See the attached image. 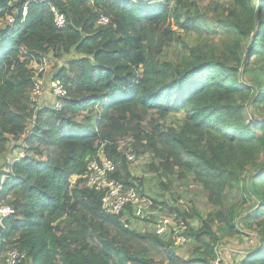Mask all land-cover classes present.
Returning <instances> with one entry per match:
<instances>
[{"label":"trees","instance_id":"16d2710c","mask_svg":"<svg viewBox=\"0 0 264 264\" xmlns=\"http://www.w3.org/2000/svg\"><path fill=\"white\" fill-rule=\"evenodd\" d=\"M220 6L211 16L194 0H53L31 4L22 21L21 1L0 0V154L12 139L27 144L26 158L7 166L0 186V204L15 196L7 200L15 214L0 223V264L13 248L27 254L19 264H209L220 234L241 235L248 223L259 245L231 264H264V121L253 116L264 103V0ZM10 15L15 23L1 27ZM102 17L108 24H99ZM220 30L232 41L219 53L193 48L180 34ZM177 42L182 58L162 60ZM50 52L81 56L55 77L67 90L61 110L31 99V60ZM152 111L157 118H149ZM177 114L181 124L164 123ZM127 143L137 156L151 155V169L169 180L199 177L218 205L225 188L247 175L244 205L254 203L198 230L189 211L172 209L195 244L180 257L173 238L132 228L139 219L127 217L131 208L106 214L103 192L88 186L90 163L101 154L116 163L111 180L138 190Z\"/></svg>","mask_w":264,"mask_h":264},{"label":"rangeland","instance_id":"374dc122","mask_svg":"<svg viewBox=\"0 0 264 264\" xmlns=\"http://www.w3.org/2000/svg\"><path fill=\"white\" fill-rule=\"evenodd\" d=\"M161 1V0H158ZM197 8L201 12H208L211 16L215 15L216 12L214 8L217 5H221L222 8H228L233 3V0H194ZM176 3V2H175ZM175 5V4H174ZM5 26L4 23L1 24V27ZM217 33V34H214ZM183 39L191 45L193 48H198L200 45L211 48L212 51L219 53V50H224L223 45L225 42H231L232 38L228 34L221 33L220 31L211 32L209 34L204 33L200 35L198 32H190L188 34H183L180 31ZM184 53V47L179 42L171 44L169 48L164 51L162 60L169 62L179 61ZM46 57L45 70L40 74H37L35 71L36 81L44 85V95L38 100V107H54L55 99L49 93L50 83L53 78L58 76L64 70H68L70 67V62L81 58L80 55L75 52L58 57L54 52H50ZM90 111L87 110L85 113H81L76 121L81 122L83 116L88 114ZM253 116L260 122L264 121V103L261 104V107L255 112ZM158 115L156 112H150L149 118H157ZM183 115H171L167 117L164 123L168 125L177 126L179 123H182ZM20 138L17 141L13 139L8 143L6 150L0 154V186L3 185L6 177L3 176L7 172V166H9L15 160H21L26 158L25 147L26 141ZM128 141V140H127ZM124 154L132 152L135 157V162L129 163V172L131 173L132 182L135 184L138 189L133 190L137 195L141 196L146 200L148 205L152 206L155 214L156 222H158L161 217H167L169 215H177L172 209H178L181 212H187L192 215L189 219L190 228L200 229L203 227L204 222L210 219L216 220L217 214H223L225 218H229L231 215L235 214L241 208L244 210L252 206L254 201L249 199L245 204L244 191L242 186L248 179L247 175H244L241 183V186L235 185V183L230 184L224 190V198L222 204L218 205L213 201V196L209 189L204 187L200 178L194 175L193 173H188L185 180H179L173 178L169 180L161 175L162 171H153L151 169V164L154 162V159L151 155H139L137 156L132 150L131 143L122 145ZM263 168L254 170V172H261ZM75 178H72V181ZM14 194H10L7 197V200L13 199ZM7 200H3L1 205H10ZM12 206V205H11ZM232 213V214H229ZM180 221L183 223L186 229L187 226L184 224L183 220L179 217ZM252 222L254 227L257 221L255 219L249 220ZM179 223V226L182 225ZM155 223L147 222L143 220H132L131 227L141 231V232H154ZM213 230L216 232L217 227L216 223H211ZM250 223L246 225L244 233L246 235H231L227 232L220 234V243L216 248L217 259H223L226 264L240 262L243 259V256L247 254L250 250H254L258 247V241H256L257 233L249 228ZM195 248L193 238L188 236V242L184 245L175 243L176 254L183 258H188L189 255ZM215 259V260H217ZM213 261V260H212ZM210 261L209 263H211Z\"/></svg>","mask_w":264,"mask_h":264},{"label":"built area","instance_id":"2783aa9c","mask_svg":"<svg viewBox=\"0 0 264 264\" xmlns=\"http://www.w3.org/2000/svg\"><path fill=\"white\" fill-rule=\"evenodd\" d=\"M21 1L23 3L22 17L26 19L28 14V7L31 4H51L53 0H14V2ZM165 1V0H161ZM177 1V0H176ZM153 3V2H150ZM55 14V22L59 27H64L66 24L65 16L59 13L55 8L52 9ZM7 17V22L10 25L15 23V17L10 15ZM109 19L102 17L99 19V24L106 25L108 24ZM42 70V69H41ZM52 94L58 98H65L67 95V90L61 81H54L51 85ZM44 94V89L40 84H36L32 93L33 101H36ZM62 102L57 100L55 102L56 110L62 109ZM126 158L130 162H135V155L130 152L125 154ZM97 157L100 160L94 158L89 166V175H88V186L97 191L103 192L104 196L102 198V209L108 215L118 216L123 212L128 211L131 208L130 215L133 218H138L139 220H151L155 223L154 232L160 236L171 237L176 244L184 245L188 242L187 236H185L186 228L183 223L180 221L178 215H169L164 217L156 222L155 212L152 206L148 205L145 199L137 195L132 189L130 191H125L123 184L119 181L109 178V172L115 171L116 163L111 160H108L106 157L101 154ZM15 214V210L10 206H0V219H3L9 215ZM177 214V213H176ZM179 223L182 225L179 226ZM26 258V253L20 252L18 250L9 251L4 259L2 260L3 264H19L21 260ZM209 264H226L223 259H217L212 261Z\"/></svg>","mask_w":264,"mask_h":264},{"label":"clouds","instance_id":"9594fccd","mask_svg":"<svg viewBox=\"0 0 264 264\" xmlns=\"http://www.w3.org/2000/svg\"><path fill=\"white\" fill-rule=\"evenodd\" d=\"M8 17V16H7ZM27 18V17H26ZM25 19L22 17V21H24ZM4 24H8V22H7V18H6V20L3 22ZM8 25H10V24H8ZM45 65H46V60L45 61H42V62H39V61H37V60H35V59H32L31 60V63H30V65H29V69L31 70V72H32V74H33V79H34V87H33V89H32V93H33V90H34V88H35V85L36 84H40L42 87H43V89H44V85H42L40 82H37L36 81V76H35V73H34V71L37 73V74H40L41 72H43L44 70H45ZM42 69V70H41ZM54 81H61L62 82V80L60 79V78H58L57 80H55V78H53L52 79V81H51V83H50V87H49V93L51 94V96L55 99V102L57 101V100H60L61 102H62V99H64V98H61V99H58V98H56L53 94H52V91H51V85H52V83L54 82ZM45 90V89H44ZM32 93H31V99H32ZM44 95V94H43ZM42 97V96H41ZM40 97V98H41ZM39 98V99H40ZM39 99H37L36 101H33V99H32V101L33 102H36V103H38V100ZM55 102H54V104H55ZM63 104V103H62ZM54 108H55V105H54ZM62 108H63V106H62ZM56 109V108H55ZM0 206H10V207H12L11 205H1L0 204ZM13 208V207H12ZM14 209V208H13ZM12 215H14V214H12ZM9 216H11V215H9ZM8 217V216H7ZM6 218V217H5ZM5 218H3V219H5ZM3 219H0V223H2L4 220ZM11 250H17V249H15V248H13V249H11ZM11 250H9V251H11ZM8 251V252H9ZM18 251H20V250H18ZM20 252H24V251H20ZM25 253V252H24ZM6 256V255H5ZM26 258H27V254H26ZM25 258V259H26ZM25 259H23V260H25ZM22 261V260H21Z\"/></svg>","mask_w":264,"mask_h":264}]
</instances>
